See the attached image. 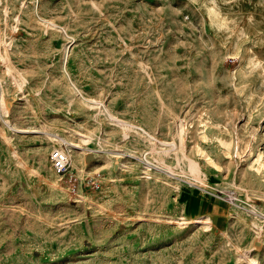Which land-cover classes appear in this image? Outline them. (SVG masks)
<instances>
[{
	"label": "rangeland",
	"instance_id": "374dc122",
	"mask_svg": "<svg viewBox=\"0 0 264 264\" xmlns=\"http://www.w3.org/2000/svg\"><path fill=\"white\" fill-rule=\"evenodd\" d=\"M0 264H264V0H0Z\"/></svg>",
	"mask_w": 264,
	"mask_h": 264
},
{
	"label": "built area",
	"instance_id": "2783aa9c",
	"mask_svg": "<svg viewBox=\"0 0 264 264\" xmlns=\"http://www.w3.org/2000/svg\"><path fill=\"white\" fill-rule=\"evenodd\" d=\"M50 162L53 170L61 173L66 169L68 156L63 148H54L50 152Z\"/></svg>",
	"mask_w": 264,
	"mask_h": 264
},
{
	"label": "bare ground",
	"instance_id": "6f19581e",
	"mask_svg": "<svg viewBox=\"0 0 264 264\" xmlns=\"http://www.w3.org/2000/svg\"><path fill=\"white\" fill-rule=\"evenodd\" d=\"M192 164V163H191ZM194 168V167H193ZM191 169H192V167H191ZM193 170V169H192ZM196 169L194 168V171H195ZM198 218V217H197ZM201 220V219H200ZM193 221V220H192ZM195 222H198L199 223V221H195ZM200 222H202V223H204V221H200ZM206 222V221H205ZM205 224V223H204ZM207 226V225H206Z\"/></svg>",
	"mask_w": 264,
	"mask_h": 264
}]
</instances>
